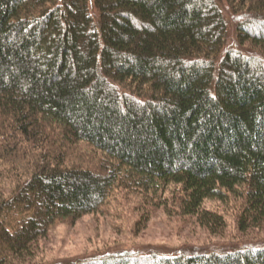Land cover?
Masks as SVG:
<instances>
[{"label": "trees", "instance_id": "16d2710c", "mask_svg": "<svg viewBox=\"0 0 264 264\" xmlns=\"http://www.w3.org/2000/svg\"><path fill=\"white\" fill-rule=\"evenodd\" d=\"M133 193L264 221V0H0V264ZM59 264H264V243Z\"/></svg>", "mask_w": 264, "mask_h": 264}, {"label": "rangeland", "instance_id": "374dc122", "mask_svg": "<svg viewBox=\"0 0 264 264\" xmlns=\"http://www.w3.org/2000/svg\"><path fill=\"white\" fill-rule=\"evenodd\" d=\"M227 197L205 201L206 208L222 218L216 231H212L197 216L184 214L171 193L168 205L160 206L146 204L134 193L115 196L99 211L84 214L75 221L56 222L47 238L40 242L38 262L59 264L117 253H189L264 243V221L258 227L249 226L241 231L238 219L242 201L233 195Z\"/></svg>", "mask_w": 264, "mask_h": 264}]
</instances>
